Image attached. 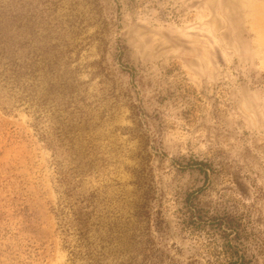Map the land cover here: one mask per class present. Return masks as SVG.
Returning a JSON list of instances; mask_svg holds the SVG:
<instances>
[{"label":"rangeland","instance_id":"1","mask_svg":"<svg viewBox=\"0 0 264 264\" xmlns=\"http://www.w3.org/2000/svg\"><path fill=\"white\" fill-rule=\"evenodd\" d=\"M10 3L58 66L0 107V264H264V0Z\"/></svg>","mask_w":264,"mask_h":264},{"label":"trees","instance_id":"2","mask_svg":"<svg viewBox=\"0 0 264 264\" xmlns=\"http://www.w3.org/2000/svg\"><path fill=\"white\" fill-rule=\"evenodd\" d=\"M25 23L22 13L12 12L10 0H0V107L14 114L27 104L39 126L48 100H56L50 95L57 92L58 63L47 57L41 37L34 40L38 33H29Z\"/></svg>","mask_w":264,"mask_h":264}]
</instances>
